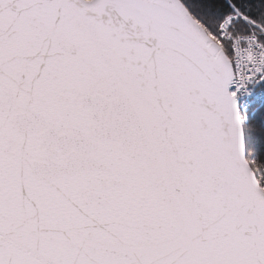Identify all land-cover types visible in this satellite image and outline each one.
I'll return each mask as SVG.
<instances>
[{
	"label": "snow or ice",
	"instance_id": "snow-or-ice-1",
	"mask_svg": "<svg viewBox=\"0 0 264 264\" xmlns=\"http://www.w3.org/2000/svg\"><path fill=\"white\" fill-rule=\"evenodd\" d=\"M0 264H264V0H0Z\"/></svg>",
	"mask_w": 264,
	"mask_h": 264
}]
</instances>
